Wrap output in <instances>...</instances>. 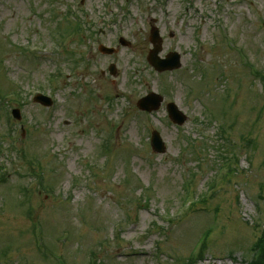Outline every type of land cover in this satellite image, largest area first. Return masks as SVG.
<instances>
[{"label":"rangeland","instance_id":"374dc122","mask_svg":"<svg viewBox=\"0 0 264 264\" xmlns=\"http://www.w3.org/2000/svg\"><path fill=\"white\" fill-rule=\"evenodd\" d=\"M75 15L84 33H69ZM152 26L180 68L147 63ZM151 91L161 105L140 111ZM5 92L0 264H249L264 231V0H0Z\"/></svg>","mask_w":264,"mask_h":264},{"label":"water","instance_id":"95a60500","mask_svg":"<svg viewBox=\"0 0 264 264\" xmlns=\"http://www.w3.org/2000/svg\"><path fill=\"white\" fill-rule=\"evenodd\" d=\"M150 42L152 43V49L149 51L148 55V62L157 70V71H163V70H172L180 67V57L179 54L176 52H172L166 55V58L160 59L158 57V52L161 50V38L158 34V30L156 28H153L151 30V35L149 38ZM101 51L104 53H112L113 49L111 48H106L101 46L100 47ZM112 68V67H111ZM40 101L43 104H50V100L39 97ZM162 101V97L159 96L156 93H149L145 97H142L137 105L140 107V109L150 111L152 109H156L159 107L160 103ZM167 111L169 114V117L172 119L174 123L177 124H182L186 117L185 115L177 109V107L173 103H169L167 105ZM14 117L19 118V110L14 109L12 111ZM151 146L152 149L155 152L162 153L165 151L164 144L159 136V134L156 131L152 132L151 135Z\"/></svg>","mask_w":264,"mask_h":264},{"label":"trees","instance_id":"16d2710c","mask_svg":"<svg viewBox=\"0 0 264 264\" xmlns=\"http://www.w3.org/2000/svg\"><path fill=\"white\" fill-rule=\"evenodd\" d=\"M220 132H224V129L221 128L220 129ZM32 162L38 163V159L37 158H34V160H32ZM203 243H205V240H204ZM255 249H256V251H257L258 254L254 258L255 261H252L251 264H264V231H263L262 235L260 236V238L257 240V242L255 244ZM202 250L201 249L199 250V252L197 254V257H195L196 259H200L201 258ZM90 255H91V258L92 259H95L94 262H93V264H95L96 259H97L95 253L94 252H91V253H89V257H90ZM188 263H191V261H188Z\"/></svg>","mask_w":264,"mask_h":264}]
</instances>
